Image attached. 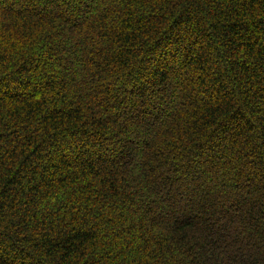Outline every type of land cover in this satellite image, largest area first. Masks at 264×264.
Wrapping results in <instances>:
<instances>
[{
    "label": "trees",
    "instance_id": "obj_1",
    "mask_svg": "<svg viewBox=\"0 0 264 264\" xmlns=\"http://www.w3.org/2000/svg\"><path fill=\"white\" fill-rule=\"evenodd\" d=\"M0 264H264V0H0Z\"/></svg>",
    "mask_w": 264,
    "mask_h": 264
}]
</instances>
